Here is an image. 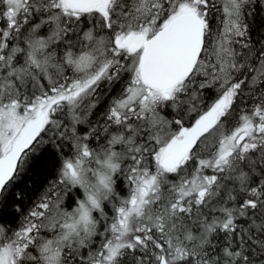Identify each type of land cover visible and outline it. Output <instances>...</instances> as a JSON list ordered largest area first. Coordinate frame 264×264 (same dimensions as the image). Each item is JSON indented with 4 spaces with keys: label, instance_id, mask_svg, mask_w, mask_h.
<instances>
[{
    "label": "snow or ice",
    "instance_id": "1",
    "mask_svg": "<svg viewBox=\"0 0 264 264\" xmlns=\"http://www.w3.org/2000/svg\"><path fill=\"white\" fill-rule=\"evenodd\" d=\"M0 264H264V0H0Z\"/></svg>",
    "mask_w": 264,
    "mask_h": 264
}]
</instances>
